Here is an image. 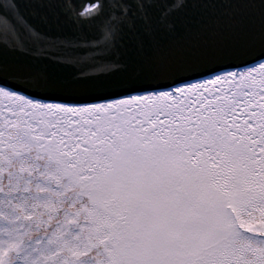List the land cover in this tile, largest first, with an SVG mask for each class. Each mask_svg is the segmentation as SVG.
Listing matches in <instances>:
<instances>
[{"label":"snow or ice","instance_id":"6c2138e0","mask_svg":"<svg viewBox=\"0 0 264 264\" xmlns=\"http://www.w3.org/2000/svg\"><path fill=\"white\" fill-rule=\"evenodd\" d=\"M189 2L217 0H34L71 31L0 0V264H264V24L119 59L129 20Z\"/></svg>","mask_w":264,"mask_h":264},{"label":"water","instance_id":"95a60500","mask_svg":"<svg viewBox=\"0 0 264 264\" xmlns=\"http://www.w3.org/2000/svg\"><path fill=\"white\" fill-rule=\"evenodd\" d=\"M18 0L21 12L31 19L25 2ZM34 1V0H31ZM170 0H160L161 4ZM161 8L129 20L117 49L122 63L144 65L169 53L195 54L201 50L234 44L258 30L264 19L243 5L226 2H189L175 11L171 29L159 23ZM91 31V30H90Z\"/></svg>","mask_w":264,"mask_h":264},{"label":"bare ground","instance_id":"6f19581e","mask_svg":"<svg viewBox=\"0 0 264 264\" xmlns=\"http://www.w3.org/2000/svg\"><path fill=\"white\" fill-rule=\"evenodd\" d=\"M66 3L71 4L73 8L83 3V0H66ZM25 5L27 10L33 15L35 22L39 21L42 16H47L49 20L55 21L54 26L62 28L64 30L77 31L78 28L71 20L64 15L63 4H58L55 7L42 8L35 4L34 1H26Z\"/></svg>","mask_w":264,"mask_h":264}]
</instances>
